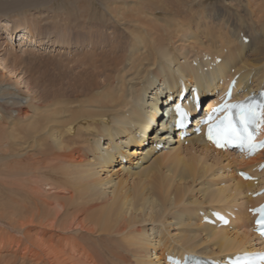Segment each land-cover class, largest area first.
Masks as SVG:
<instances>
[{"label": "bare ground", "instance_id": "1", "mask_svg": "<svg viewBox=\"0 0 264 264\" xmlns=\"http://www.w3.org/2000/svg\"><path fill=\"white\" fill-rule=\"evenodd\" d=\"M60 1L0 0L6 44L59 58L45 89L0 109V264L211 263L262 249L247 209L264 198L253 196L264 188V150L248 159L218 150L193 127L232 79L242 98L264 89V0L100 1L99 12L75 0L57 32L35 16L5 17L59 13ZM184 90L194 123L181 140L173 105Z\"/></svg>", "mask_w": 264, "mask_h": 264}, {"label": "rangeland", "instance_id": "2", "mask_svg": "<svg viewBox=\"0 0 264 264\" xmlns=\"http://www.w3.org/2000/svg\"><path fill=\"white\" fill-rule=\"evenodd\" d=\"M100 1H105L109 4V3H112L116 0H91L90 3L88 4L89 7H91V11L95 10V12H99V10L102 6L101 3H99ZM77 4L78 3H76L75 0H65V1H60L57 4L58 5L57 10H59V13L58 12L55 13L54 8L48 5V6H41V7H27L24 9H16V10H13V11H10L9 13H7V15H5V17H6V19L10 20L11 22H15L16 20H18V18H26L27 16L29 18V17L35 16L39 19V21H40L39 24H41L42 27H44L43 31L45 30L46 32H48V30L49 31L53 30L54 32H57L59 30V28H57V21L60 20V15L63 12L69 11V9H70V11H72L71 9L74 10V5H77ZM91 4H93V5H91ZM1 15H3V14L0 13V18H1ZM2 17H4V15ZM80 23H82L81 27L84 28V29H82L83 33L86 32L87 29H85V26L88 24V22L86 21L85 18H83V20ZM77 26L78 25H76V27ZM69 27H71V26L69 25ZM92 30H96V28H94ZM104 34L105 33H102V35H104ZM66 35L74 38V35L72 33H70L69 30L66 32ZM54 36H56V35H54ZM7 38H8L7 33L5 31L3 32L1 30L0 31V44H1V46H0V65H2V67H0L1 68L0 73L2 71L3 65L5 67H7L8 69L7 68L5 69L7 71H5L6 75H5V79L3 82H2V77L0 76V78H1L0 80L2 82V83L0 82V104H1L0 109L2 111L4 110V112L6 114H8L6 112L7 103L12 104V103L17 102V101H21V102L25 103L26 101H28V99L31 96L28 95V97L26 98L25 92L27 91V89L29 87L31 88V94H35V93L39 94L40 93L39 88H40V91L42 90V88L45 89V87L42 85V82H45L47 84V82L49 83V81L55 80V73L58 72V66H57L56 62H58V60H59V58L55 56L56 53L53 52V54H51L52 52L51 51L49 52V49L44 50V48H42V47L41 48H38V47L34 48L33 47L32 50L28 49V52H30V50L32 51L30 53L24 52L17 46V42H16V44L14 43L13 46L11 45V43L6 44ZM244 40L246 42L248 39L244 38ZM8 41H10V40L8 39ZM13 57L15 59L16 58L17 59L15 60ZM21 59L23 60V62ZM24 59H26V60H24ZM9 61H11V63ZM22 63H24V64H22ZM56 69H57V71H56ZM13 74H15L14 76L15 77L17 76L18 77L17 79L21 82L20 83L21 84L20 92L15 87V85H13V82H14L13 80L16 79L13 76ZM50 78H52V79H50ZM24 79H25V81H24ZM22 80H23V83H22ZM28 82L30 85L26 84ZM22 84H23V86H22ZM25 84L28 85V87L25 86ZM36 84H38L40 87L36 86ZM10 91H11V93H10ZM12 93H13V95H12ZM207 100L208 99H204V102H207ZM203 108L205 109V106ZM193 123H194V121H193ZM174 135L176 136V134H174ZM177 137H179V136H177ZM152 141H154V139ZM163 143H165V141H163ZM172 143H173V140L170 141V144H172ZM174 144H177V143H174ZM185 144H184V146L189 145V144L188 145L187 144L185 145ZM167 148L165 150V148H163L161 146V149L164 152L168 150ZM168 152L169 151H167L165 153H168ZM239 211H240V209H239ZM247 211H248V213H250L249 208L247 209ZM258 245L262 246L260 243Z\"/></svg>", "mask_w": 264, "mask_h": 264}, {"label": "snow or ice", "instance_id": "3", "mask_svg": "<svg viewBox=\"0 0 264 264\" xmlns=\"http://www.w3.org/2000/svg\"><path fill=\"white\" fill-rule=\"evenodd\" d=\"M231 97L232 87L230 86L225 96L221 97L222 102L202 120V123L207 126L205 133L207 141L217 149L235 148L248 156L254 155L258 150H264V140L257 138L258 134L264 131V102L257 101L255 98L233 102ZM194 101L198 103L200 97H194ZM174 111L177 115L175 126H183L189 113L181 104H176ZM261 167L264 168V165ZM240 175L244 179H252L243 172ZM252 211L258 214L257 229L259 235L264 237V205ZM257 260L264 262V254L246 255L237 264H257Z\"/></svg>", "mask_w": 264, "mask_h": 264}]
</instances>
